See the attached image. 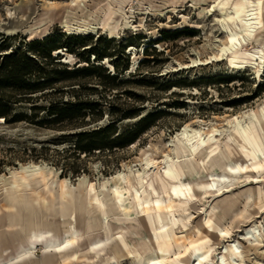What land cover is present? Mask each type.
<instances>
[{"label":"rangeland","instance_id":"1","mask_svg":"<svg viewBox=\"0 0 264 264\" xmlns=\"http://www.w3.org/2000/svg\"><path fill=\"white\" fill-rule=\"evenodd\" d=\"M251 1L258 0H243L242 5ZM72 2L0 0V204L14 207L12 211L3 209L0 223L14 222L18 237L24 241L34 227L49 231L53 242L77 229L83 235L76 246L81 256L92 242L107 238L106 225L95 211L91 212L88 184H94L95 193L101 198L111 193L109 204L113 203L114 209L109 207L107 222L114 243H126L121 244L125 256L119 259L120 264L135 260L130 254L134 249L147 256V248L153 244L151 236L162 250L169 249L165 264H201L197 255L205 251L209 253L202 264H264V146L251 148L252 151L237 147L231 142L235 128L228 125L237 116L264 107V47L257 41L261 37L259 29L253 28L263 22L260 9L250 7L243 17L244 8L240 12L232 7L234 0L200 6L193 0H83L77 7ZM110 10L117 12L114 23L120 20L112 39L103 28ZM102 11L105 12L101 14ZM183 14L188 17V25H180ZM87 19L91 27L97 28L91 30L94 33L88 43L120 68L116 82L107 78L110 72L114 73L110 69L64 80L56 93V89L37 94L20 92L27 85L51 82L57 77L56 72L75 69L76 64L88 66V58L96 63L94 56L84 52L90 46L82 48L79 42H72L79 57L72 56L69 63L64 62L69 55L66 52L55 60L41 58L38 67L44 78L31 72L16 85L9 81L5 83L8 86H1L4 58L16 53L24 59L35 58L36 47L30 45L33 40L46 34L78 35L77 28ZM65 22L71 27L67 28ZM161 24L170 28H161ZM194 24H201V28H191ZM249 28L252 33L245 32ZM12 30L15 32H8ZM174 30L180 34L163 35ZM52 56L55 58L54 53ZM74 98L103 102L104 118L87 128L109 125L113 110L120 115L138 110L136 118L125 119L116 126L114 137L126 133V139L128 131L135 132L140 120L151 115L142 126L148 130L126 148L96 151L88 156L67 152L74 141L72 134L84 129L56 131L37 124L52 119V103ZM34 106L39 109L32 111ZM4 113L9 114L7 120ZM20 116L28 119L16 122ZM245 120L253 125V120ZM195 130L201 132L202 139H194ZM178 140L192 146L193 155L179 160L172 151ZM31 164L45 168L48 189L41 177L33 178L31 186L45 194L46 206H39L37 195L30 188L20 196L10 188V173ZM216 164L220 165L213 166ZM221 164L230 165L232 171L220 168ZM68 166L80 168V174H73L66 169ZM200 166L212 183L217 178L209 175L225 176L216 183L218 188L232 185L233 189L221 196L213 191L203 194L197 186L198 176H188ZM64 169L67 171L62 174ZM83 178L85 185L80 184ZM62 181H67L72 195L64 202L60 199ZM185 187H191L196 194L191 190L187 194ZM114 190L121 194H114ZM170 196L178 200L171 201ZM138 198L142 204L148 200L158 202L163 209L156 207V212L144 214L136 205ZM213 207L217 210L211 217ZM233 213L237 214L234 221ZM91 225L94 232H90ZM223 225L231 234L224 232ZM134 231L140 233L137 238ZM256 239L262 243L257 244ZM111 248L106 253H111ZM1 250L0 244V255ZM44 251L45 244H36L32 256L35 264H44ZM228 251L234 254L232 259L227 256ZM4 263L0 259V264ZM51 264L77 261L63 263L57 257Z\"/></svg>","mask_w":264,"mask_h":264},{"label":"bare ground","instance_id":"2","mask_svg":"<svg viewBox=\"0 0 264 264\" xmlns=\"http://www.w3.org/2000/svg\"><path fill=\"white\" fill-rule=\"evenodd\" d=\"M83 0H73L72 6L77 7ZM196 2V6L200 5H209L212 3H220V0H193ZM235 2L232 3V7L237 8V10L240 11V9L243 7V17L247 16V9L250 7H255L257 10L260 9L261 14H263V22L257 27L254 26L255 31L259 29V35L261 36L260 39H257L258 42H261L263 47H264V0H258L256 3L254 1H251L249 3H246L244 6L243 0H234ZM105 11H102L101 14H103ZM241 12V11H240ZM117 12L114 10H110L108 17H107V22L106 24L103 25V28L108 31L109 37L115 38V34L117 32L118 27L120 26V20L116 21L114 23L113 18L114 15H116ZM204 11L199 13L200 18L203 17ZM90 17L92 15H89ZM183 22L180 25H188V17L183 14L182 16ZM99 21H101V18H99ZM101 25V22L98 23ZM236 26V23L233 24ZM65 26L67 28H70L71 26L69 25L68 22H65ZM191 28L195 29H200L201 24H194L193 26H190ZM101 28V27H100ZM161 28H170L169 25L167 24H161ZM176 29H179L177 27ZM96 31L97 28L91 27L89 24L88 19L84 20L83 22L80 23L79 27L77 28V34H92L94 33L93 31ZM252 29H246L245 32H250ZM9 33H14L15 30L8 31ZM253 31H251L252 33ZM16 34V33H15ZM13 34V35H15ZM30 39H33L35 37L34 33H30ZM48 34H46L44 37H46ZM43 37V38H44ZM233 39V38H232ZM134 47L131 48L133 50ZM65 55L64 50H59L56 51L54 56L57 55ZM69 59H72L71 55H68L66 60H64L65 63H69ZM100 64L105 65L107 68L112 69V72L114 71L116 74V71L114 69V66L108 62L106 59L105 61H102ZM245 119H250L253 120L252 126H249L246 122ZM0 121H3V118H0ZM228 125L234 126V131L231 132V142L235 144L237 147H244L246 149H251L254 147H260L264 146V107L258 108V109H251L245 113H243L241 116H237L234 120L228 121ZM259 125L261 127H259ZM188 130H185V133H187ZM194 139L199 138L202 139V134L200 131L195 130L194 133ZM191 137V136H190ZM192 147V146H191ZM188 146L183 141L178 140V143L175 144V147L172 149V151L175 153L176 157L180 160V158L186 157V156H191L193 155L192 148ZM252 151V149H251ZM146 160L149 162L151 161V158H146ZM179 162V161H177ZM220 164L213 165L215 167L219 166ZM260 166V164H258ZM220 168H226L225 171H227V168H230V165H222ZM231 171L233 168H230ZM247 169V168H246ZM240 170L242 168L240 167ZM196 174L198 177L197 179V186H199L203 194L205 195H210L213 193H216V196H221L225 192H228V190H232V185L230 186H224L216 185L217 182H220L222 178L225 176H219L217 174H211L209 175L210 177H215L214 183H212V179L208 180L207 174L204 173L203 167H194V171H192L188 176L190 179ZM35 177H41L42 182L45 184V187L48 189V183L46 179V171L45 168L39 165H27V166H21L20 171H12L10 173V188L12 191H14V194L17 193L19 196L24 193L25 189L30 188L32 193H35L38 198V204L39 206H46L48 205V200L45 197V194L43 192H38L34 190V188L31 186V181ZM179 178L182 179V176L179 175ZM3 179L0 178V182H2ZM81 185L87 184V181L85 178L80 180ZM169 184V183H168ZM175 184V182L173 183ZM172 184V185H173ZM62 193L60 194V199L61 201H66L67 198L72 197L70 191L67 189V181H62ZM88 187L90 188V191L88 192V196L90 197V205L92 208L91 212H96L98 217L101 218V222L106 225L107 229V238L106 239H99L90 244V246L87 248V250L79 256V251L77 249V244L79 241L83 238V235L81 234L80 231L77 229H72V231L65 232V234L62 236L60 240L57 242H53L49 240V237L51 233L49 231H37L36 227L30 230L29 232V237L27 240H23L20 237H18V234L15 230V225L14 222L5 223L1 222L0 223V244L2 246L1 250V255L0 259L5 261L4 264H35L34 259H33V254L34 250L36 248V244H45V261L44 264H51L54 262V258H61L63 259V263L66 262H72V261H77V264H120L119 259L125 256V252L122 249L121 244L126 245L125 241L122 240L121 244L120 243H114V235L112 234V230L109 227V224L107 222V218L109 216V207L113 208L111 202V193L105 194V197L101 198L98 194L95 193V186L94 184H88ZM218 188V189H217ZM185 190L188 193H190V190L193 192V194H196V191L191 189V187H185ZM174 192H176V187L174 186ZM94 192V194L91 195V193ZM114 194H121L120 191L114 190ZM48 194H50L53 198H55V195L48 190ZM134 199L135 198V195ZM252 196L249 195L248 199H250ZM168 199H171V201H176L178 198L175 196H170ZM74 199H72L73 201ZM136 205L138 208H140L141 212L144 214H148L151 212H156L158 209L156 207H159L160 209H163L161 205H158V202L154 203L153 201H147L144 204H142L139 200V198L136 201ZM6 208L10 211L14 209L12 206H4L0 204V214L3 213V209ZM170 209V207H167ZM114 209V208H113ZM217 210V207H213L211 217L214 216V212ZM237 214L233 213L232 214V221L236 218ZM95 220V219H94ZM211 220L208 221L210 223ZM64 223V222H63ZM201 227L203 225L200 224ZM94 226L91 225L90 227V232H94L95 230L92 229ZM224 232L226 234H231V231L223 225ZM117 230H120V228H117ZM93 235V234H92ZM134 237L137 238L140 233L137 231H134L133 233ZM251 235V233H249ZM257 244H261L262 241L261 239H256L255 240ZM151 242H153V246H148L147 248V256L143 257L140 251L134 249L133 252L130 254H133L135 257V260H133L130 264H165V259H166V254L169 252V249L162 250L160 247L159 243L153 241V237L151 236ZM112 246L111 253L109 252L106 253V249L108 247ZM81 246H79L80 248ZM169 247H173L170 245ZM206 247V246H205ZM209 251L205 252H200L197 257L199 259V262L204 263L208 257ZM228 258L232 259L234 257V254L228 251L227 253ZM82 259L81 263L80 260ZM85 261H84V260ZM94 259H97V263L94 261ZM62 262V261H61ZM201 263V264H202Z\"/></svg>","mask_w":264,"mask_h":264},{"label":"trees","instance_id":"3","mask_svg":"<svg viewBox=\"0 0 264 264\" xmlns=\"http://www.w3.org/2000/svg\"><path fill=\"white\" fill-rule=\"evenodd\" d=\"M180 34V31H171V32H164V36H176ZM92 35H82V34H48L46 37L42 39H35L33 40L30 45L32 47H36L34 49L35 58H23L22 55L11 54L7 58H4V65L1 68V75L3 77L2 87L8 86L5 83H9V81H13L16 85L23 76L34 72L38 74V76L43 77V71L40 67H38V63L41 58H50V59H57L62 55L54 56L56 51L64 50V52L68 53L71 56L79 57L80 54L71 47L72 42H79V45L82 48H86L90 46V48L84 49V52L90 54V56H94V61L96 63L92 64L90 58L86 61L88 66L80 67L76 64L75 69H66L64 72H56L55 80L46 83V81L39 82L37 84L27 85L22 87L20 92H25V94H37L40 92H44L48 89H56L53 93L59 92L58 84L62 81H73L81 76H85L89 73H97L98 71L107 72L110 70L109 68H100L102 61H105L106 58L109 56L101 55L93 43H88L92 39ZM65 39V42L63 40ZM148 48V47H147ZM145 48L144 52L147 51ZM59 64V63H57ZM112 65L116 71L114 73H109L107 78L112 82H116L119 79L118 73L120 72V68L117 63L113 62ZM68 67V66H67ZM128 70V69H127ZM63 76V77H61ZM15 79V80H12ZM74 86V85H71ZM80 86V85H79ZM81 88V87H80ZM114 88V87H113ZM74 89V88H73ZM72 89V90H73ZM31 98V97H30ZM103 102H99L97 100H81L80 98H74L73 100H67L66 102H54L51 104L49 109V114L52 117L51 120H43L42 122L38 123L37 125L40 127L51 128L52 130L56 131H70L76 129H84L81 132H76L72 134L74 136V141L71 147L67 152H72L74 155H90L96 151H106V150H114L116 148H126L132 144H135L148 130L147 127H142L145 125L151 118V115H147L143 117L138 126L139 128L136 129L135 132L128 131V137L125 139L126 133L119 134L118 136L114 137L117 134V125L120 124L125 119L129 118H136L138 116V110L131 112L130 114L120 115L116 110H113L114 113L111 111L109 117L112 118V122L105 126L99 127L98 129L87 128L92 124L97 123L98 121L104 118V109H103ZM39 109L38 106H34L32 111H36ZM3 117L8 118L9 114L4 113L2 114ZM89 118V120H88ZM25 116L17 117L16 122L25 121ZM105 137V138H104ZM70 143V142H69ZM68 166L66 169L72 171L73 174H80L81 170L77 167ZM66 169L63 170L62 174L66 173Z\"/></svg>","mask_w":264,"mask_h":264}]
</instances>
